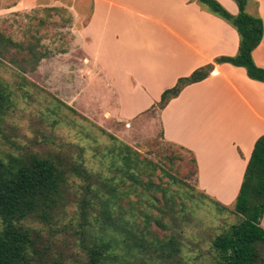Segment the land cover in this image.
<instances>
[{
	"label": "crops",
	"instance_id": "0c3cea01",
	"mask_svg": "<svg viewBox=\"0 0 264 264\" xmlns=\"http://www.w3.org/2000/svg\"><path fill=\"white\" fill-rule=\"evenodd\" d=\"M38 1L20 0L15 10L35 6L67 15L64 28L85 62L86 78L78 81L82 94L96 92L102 111L118 121L154 111L179 78L238 50L237 32L195 0ZM216 1L238 13L233 0ZM246 9L259 15L264 28V0H250ZM252 57L264 69V31ZM157 110L163 141L190 151L196 160L195 188L230 206L254 143L264 134V83L248 79L243 68L214 64L209 77L184 87ZM260 225L264 229V214Z\"/></svg>",
	"mask_w": 264,
	"mask_h": 264
},
{
	"label": "rangeland",
	"instance_id": "374dc122",
	"mask_svg": "<svg viewBox=\"0 0 264 264\" xmlns=\"http://www.w3.org/2000/svg\"><path fill=\"white\" fill-rule=\"evenodd\" d=\"M19 1L0 0V32L20 42L34 34L39 47L49 56L34 71L26 73L8 63L0 65V77L9 85L14 101L12 110L0 124V157L25 151L71 153L79 145L85 148L88 168L118 177L107 169L110 156L103 157L105 148L114 143L107 135L113 136L137 150L149 168L155 167L152 174L156 185L150 190L142 186L134 189L121 201L122 206L128 210L130 201H140L137 206L142 211L161 217L165 228L152 221L150 231L157 241L172 240L179 252L129 249L121 242L120 234L104 230L97 208L81 218L74 203L49 224L28 219L24 225L42 235L49 247L48 257L59 259L62 264H85L86 248L108 237L116 243V264H213L212 240L239 224L241 216L217 213L195 188L193 168L186 161L189 155L163 141L157 109L123 122L102 111L99 96H94L96 92L88 94L85 90L88 93L82 94L78 81L80 76L86 78L85 62L73 34L64 28L67 15L35 6L15 10ZM38 2L43 5L48 0ZM99 91L102 94V89ZM171 177L176 178V185ZM151 201L156 206L148 207ZM140 221L138 218L137 222ZM149 239L147 236L145 240Z\"/></svg>",
	"mask_w": 264,
	"mask_h": 264
},
{
	"label": "trees",
	"instance_id": "16d2710c",
	"mask_svg": "<svg viewBox=\"0 0 264 264\" xmlns=\"http://www.w3.org/2000/svg\"><path fill=\"white\" fill-rule=\"evenodd\" d=\"M195 1L228 23L239 37L237 53L217 58L214 64L243 68L248 79L264 83V69L258 67L252 57L263 38V22L258 14L247 12L250 0H233L238 8L236 15L230 14L216 0ZM30 37L20 42L0 32V65L8 63L26 73L34 71L48 58V53L39 47L36 35ZM214 64L199 67L189 76L179 78L173 87L161 94L156 109H163L184 87L209 77ZM12 95L9 85L0 77V124L14 106ZM107 136L114 143L105 148L103 157L110 156L107 169L118 177L88 168L85 148L79 145L71 153L63 151L52 155L25 151L0 157V264H62L61 260L48 257L49 247L44 238L35 229L25 226L24 221L35 219L49 224L71 203L76 204L81 218H86L92 208H97L104 230L112 229L120 234L121 242L129 249L179 252L172 240L167 243L157 241L150 231L152 221L165 228L161 217L142 211L137 206L140 201H130L128 210L121 204L139 186L150 190L156 185L152 174L154 165L149 168L137 150ZM167 144L189 155L186 161L191 164L192 176L196 178L197 164L193 154L175 144ZM171 180L172 184H177L175 177ZM203 196L217 213L232 212L241 216L239 224L212 240L213 264H264V229L260 225L264 214V134L254 143L235 201L224 206ZM148 204V207L156 206L152 201ZM138 218H141L140 223ZM147 236L149 240H145ZM115 245L108 237L87 247L85 264H116Z\"/></svg>",
	"mask_w": 264,
	"mask_h": 264
}]
</instances>
